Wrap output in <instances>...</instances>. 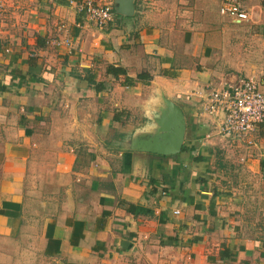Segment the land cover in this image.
<instances>
[{
	"label": "crops",
	"instance_id": "1",
	"mask_svg": "<svg viewBox=\"0 0 264 264\" xmlns=\"http://www.w3.org/2000/svg\"><path fill=\"white\" fill-rule=\"evenodd\" d=\"M28 1L0 14V264H264V183L256 227L214 184L220 150L238 147L203 109L213 83L237 77L213 67L205 38L220 0H129L130 15L109 0L103 28L69 0ZM241 3L264 25L259 0ZM177 111L180 151L149 150ZM256 136L257 177L264 124Z\"/></svg>",
	"mask_w": 264,
	"mask_h": 264
},
{
	"label": "rangeland",
	"instance_id": "2",
	"mask_svg": "<svg viewBox=\"0 0 264 264\" xmlns=\"http://www.w3.org/2000/svg\"><path fill=\"white\" fill-rule=\"evenodd\" d=\"M0 1L1 14L4 6L2 0ZM259 3L264 9L263 0H259ZM209 20L208 29L205 31L208 34H205V38L210 48H214L216 65L213 67H219L225 73H236L237 77L247 75L258 79L264 78V25L255 21L254 17L239 20L228 15H217ZM60 28L65 30V24ZM213 85L215 86V83ZM237 141L234 142L238 147L224 145V150H220L223 153L221 159L217 161L218 176L214 184L232 193L228 200H234L242 206L238 210H244V213L248 211L247 215L251 216L256 227V185L264 183V170L259 169L257 173L259 176L256 177V161L253 160L258 153L256 150L259 151L261 148L246 147L244 141ZM261 151L264 153V150Z\"/></svg>",
	"mask_w": 264,
	"mask_h": 264
},
{
	"label": "built area",
	"instance_id": "3",
	"mask_svg": "<svg viewBox=\"0 0 264 264\" xmlns=\"http://www.w3.org/2000/svg\"><path fill=\"white\" fill-rule=\"evenodd\" d=\"M69 3L98 28L113 20L114 11L109 0H69ZM219 12L239 20L248 18L240 0H221ZM52 44L70 46L72 40L67 35H59L52 40ZM220 84V87L210 86L204 111L210 115L223 113L219 125L222 135L242 140L246 147L256 146L255 131L264 124V78L236 77Z\"/></svg>",
	"mask_w": 264,
	"mask_h": 264
},
{
	"label": "water",
	"instance_id": "4",
	"mask_svg": "<svg viewBox=\"0 0 264 264\" xmlns=\"http://www.w3.org/2000/svg\"><path fill=\"white\" fill-rule=\"evenodd\" d=\"M122 12L125 15H130L132 13V4L131 2L125 1L122 4ZM178 111L172 113V117H174L172 121V126L174 128L169 131L170 133L167 134L168 137L161 142H156L155 145L148 146L149 150L160 154H173L180 151L181 143L183 140V132H184V119Z\"/></svg>",
	"mask_w": 264,
	"mask_h": 264
},
{
	"label": "trees",
	"instance_id": "5",
	"mask_svg": "<svg viewBox=\"0 0 264 264\" xmlns=\"http://www.w3.org/2000/svg\"><path fill=\"white\" fill-rule=\"evenodd\" d=\"M38 44H44V42H40ZM106 73L107 74H111L113 75L114 77H117L119 75H126V69L123 68V67H120V66H113V65H107L106 66ZM85 79L90 82V84H93L94 85V88L95 89H102L104 87V84L101 83V82H96L94 81V78L91 77L89 74L85 76ZM126 79H127V82L130 81V78L128 76H126ZM133 78H131L132 80ZM151 79V75L145 73V72H140L136 75V79L137 81L139 80H143V81H148ZM153 182V181H151Z\"/></svg>",
	"mask_w": 264,
	"mask_h": 264
}]
</instances>
